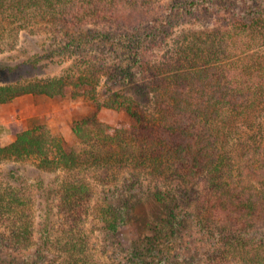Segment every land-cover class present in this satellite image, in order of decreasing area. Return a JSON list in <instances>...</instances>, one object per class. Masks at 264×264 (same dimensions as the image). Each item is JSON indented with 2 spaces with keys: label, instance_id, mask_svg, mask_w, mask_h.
Returning a JSON list of instances; mask_svg holds the SVG:
<instances>
[{
  "label": "trees",
  "instance_id": "16d2710c",
  "mask_svg": "<svg viewBox=\"0 0 264 264\" xmlns=\"http://www.w3.org/2000/svg\"><path fill=\"white\" fill-rule=\"evenodd\" d=\"M151 3L0 0V40L17 31L6 13L27 15L32 7L55 14L67 26L93 23L83 32L77 27L76 34L67 30L73 39L65 47L34 54L25 61L30 65L59 52L77 54L98 39L127 36L135 43L130 48L138 47L133 59L144 63L145 72L135 80L136 73L123 66L112 47L104 52L108 55L87 52L66 74L0 78V103L29 93L65 95L73 87L77 98L87 86L86 96L98 108H122L134 120L111 125L97 114L77 118L73 131L79 149H68L64 137L44 121L0 146V244L9 248L13 264H149L139 249H125L119 261L112 254L106 261L101 257L124 248L121 227L148 196L169 208L152 242L166 227L174 243L186 242L164 264H191V257L196 264H264V0L242 3L253 17L235 16L239 9L231 17L218 15L164 63L145 57L139 45L157 44L156 28L139 35L119 31L152 23ZM0 64L4 71L15 67ZM104 74L113 91L102 100L97 90ZM31 165L62 175L50 184L41 178L32 183L21 171ZM55 210L60 216L53 221ZM94 225L104 234L101 248L96 245L101 235L93 239ZM54 231H60L56 244L65 250L60 263L49 241ZM149 250L148 255L158 253Z\"/></svg>",
  "mask_w": 264,
  "mask_h": 264
},
{
  "label": "rangeland",
  "instance_id": "374dc122",
  "mask_svg": "<svg viewBox=\"0 0 264 264\" xmlns=\"http://www.w3.org/2000/svg\"><path fill=\"white\" fill-rule=\"evenodd\" d=\"M246 1L252 2L254 0H151L153 3L151 5L154 7L151 15L152 23H145L133 30L127 27L120 28V35L126 31L131 32L132 35H139L149 27L156 28L158 43L150 44L152 40L150 42L144 40L139 45L142 46L145 57L151 58L156 63H164L168 60L170 54L192 39L193 31L211 27L216 22L218 15L231 17L239 9L237 10L238 14L235 16L241 17V13L243 16L249 14L253 17V13L244 10L245 7L242 3ZM206 7L208 9H205ZM210 9L213 11H210ZM26 14L16 16L11 12L6 13L7 17L9 15L13 19L12 24L17 28V31L14 33L9 31L0 40V62L15 66L13 69H8L9 71L7 69L4 71L1 69L2 64H0V78H3L5 82L66 74L77 67V61L84 59L87 52H90V54L102 52L103 55H108L104 52H110L112 47H117L120 52L117 58L120 57L125 60L123 66L130 68L134 74L136 73L135 80H142L145 76L144 63L133 59V54L138 47L130 48L135 46V43L127 36H119L110 40L98 39L97 43L82 47L83 49L79 50L77 54L64 56L66 52H59L54 57H42L40 64L37 66L28 64L25 61L36 53L44 54L52 46L57 48V51L65 47L73 39L66 33L67 30H70V33L74 31L76 34L77 27H80L79 29L83 32L88 30V25L92 26L93 23L89 22L87 25L82 24V26L71 23L67 26L66 20L58 19L55 14L42 12L41 8L36 9L35 7H32ZM116 55L117 53H113L110 60L113 61ZM106 58L108 57L106 56ZM107 78L108 75L104 74L97 90L102 100L111 95L113 91H111ZM1 79L0 82H2ZM86 87L81 88V96L77 98L73 96L75 89L73 87L65 95L51 97L46 94L29 93L20 95L13 101L0 103V146L13 141L19 132L34 125L37 121L46 122L54 133L63 136L68 149H79L82 146L73 131V123L77 118L97 114L101 121L111 125H117L120 122L132 123L134 121L122 108L116 109L105 106L98 108V105L89 96H86ZM113 87L114 89H122V84H113ZM244 137L246 136L244 135ZM14 166L16 165L14 164ZM21 171L30 177L32 183H37L38 178H41L50 184L62 175L60 171H44L32 165L24 167ZM168 209V206L158 202L151 196L142 199L127 214L126 222L121 227L124 248L115 247L111 253L101 254L102 259L106 261L112 254L119 261L127 255L126 251L138 249L145 253L149 264H164L163 259L166 256H168V259L170 255H172V258L176 256L178 251L186 246V242L183 241V238H180V242L174 243L169 236L170 229L168 227L165 228L163 236L157 242H155L156 240L152 242V237L158 225L162 223L158 221L169 215ZM54 212L56 215L53 221H56L59 219L60 214L56 210ZM92 218L89 221L90 227L93 226ZM94 227L96 230H94L93 239L97 241L98 235H101L100 242L96 243L97 247L101 248V240L104 234L102 235L100 228L95 225ZM60 235V231H54L49 238L50 243H54L52 244V250L57 255L58 263L63 261V251L65 253L64 248L62 249V246L56 244ZM193 244H191L192 247H194ZM0 247L3 249V251L0 249V264H13L14 257L10 255L9 248L1 244ZM150 247H155L158 253L152 252V255H148L147 253L151 252ZM125 249L126 251H124ZM21 254L25 255L24 252H21ZM191 259V264H196L197 260L195 261L194 257H191Z\"/></svg>",
  "mask_w": 264,
  "mask_h": 264
}]
</instances>
